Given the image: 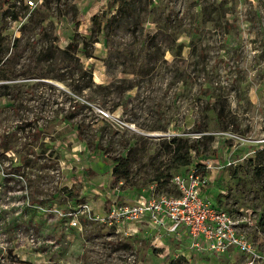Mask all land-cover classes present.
<instances>
[{
  "label": "rangeland",
  "instance_id": "rangeland-1",
  "mask_svg": "<svg viewBox=\"0 0 264 264\" xmlns=\"http://www.w3.org/2000/svg\"><path fill=\"white\" fill-rule=\"evenodd\" d=\"M132 4L0 0V264H244L101 221L198 166L264 264V0ZM173 137L197 140L188 167Z\"/></svg>",
  "mask_w": 264,
  "mask_h": 264
},
{
  "label": "built area",
  "instance_id": "built-area-1",
  "mask_svg": "<svg viewBox=\"0 0 264 264\" xmlns=\"http://www.w3.org/2000/svg\"><path fill=\"white\" fill-rule=\"evenodd\" d=\"M202 169L204 166H198L171 176L177 196L158 194L157 183H153L147 194L110 204L101 221L115 225L118 230L134 224L147 228L149 233L178 236L183 238L186 249L196 254L228 257L238 254L246 258L244 264H254L260 255L249 239L237 232L234 218L216 207L210 196L202 195L208 182L200 175ZM69 225L77 227L76 218Z\"/></svg>",
  "mask_w": 264,
  "mask_h": 264
},
{
  "label": "trees",
  "instance_id": "trees-1",
  "mask_svg": "<svg viewBox=\"0 0 264 264\" xmlns=\"http://www.w3.org/2000/svg\"><path fill=\"white\" fill-rule=\"evenodd\" d=\"M9 0H5V2H8ZM134 2V0H114V5L117 6L116 11L114 13V18L116 17H121V18H127L130 17L129 16V9L132 7V3ZM12 19L16 20L17 19V15L16 14H12ZM103 22V30L107 31V29L112 28V17L111 18H104V20H102ZM77 52V48L75 47V45H69L67 49L62 50L61 53L62 54H66L68 52ZM170 147L172 149V160L173 162L181 167H188L191 163L190 160V151L194 150L197 148V140H195L194 143H189L187 142V140H183L181 138L178 137H173L170 140ZM259 156L264 155V150H261L258 152ZM117 161V160H116ZM259 165L262 166V168H264V164L260 163ZM260 166V167H261ZM117 166H115V168L113 169V173L117 172ZM126 176L124 175L125 178ZM154 183H159V185L162 184L161 181V176H156L154 179ZM158 187V185H157ZM186 261L183 258H178L177 260H172L170 261L168 264H185Z\"/></svg>",
  "mask_w": 264,
  "mask_h": 264
},
{
  "label": "crops",
  "instance_id": "crops-1",
  "mask_svg": "<svg viewBox=\"0 0 264 264\" xmlns=\"http://www.w3.org/2000/svg\"><path fill=\"white\" fill-rule=\"evenodd\" d=\"M204 192H205V194L207 193V190H203ZM135 229H141V227H137V226H135Z\"/></svg>",
  "mask_w": 264,
  "mask_h": 264
}]
</instances>
